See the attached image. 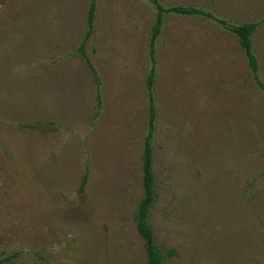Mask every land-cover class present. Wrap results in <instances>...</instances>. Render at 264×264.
Masks as SVG:
<instances>
[{
    "label": "rangeland",
    "instance_id": "obj_1",
    "mask_svg": "<svg viewBox=\"0 0 264 264\" xmlns=\"http://www.w3.org/2000/svg\"><path fill=\"white\" fill-rule=\"evenodd\" d=\"M156 1L0 0V264H146L149 91L165 264H264V0Z\"/></svg>",
    "mask_w": 264,
    "mask_h": 264
},
{
    "label": "trees",
    "instance_id": "obj_2",
    "mask_svg": "<svg viewBox=\"0 0 264 264\" xmlns=\"http://www.w3.org/2000/svg\"><path fill=\"white\" fill-rule=\"evenodd\" d=\"M155 4H157V7L159 9L157 14L156 23L152 30V37H151V44H150V51L152 57L154 56L155 52V42L159 35L161 26L163 24V16L165 13L169 12H175L178 14H185V15H203L211 19H215V16L211 12H205L201 11L200 9L196 8H190V7H181L176 6L172 7L170 9H163L156 0H152ZM97 5V0H91V5L89 9V16H88V26H89V33L92 32L93 26H94V13ZM225 26H227L225 24ZM227 28L236 34L240 40L242 48L245 50V54L249 63V66L255 74L258 70L257 65V58L253 51L252 47V40L251 36L254 33L255 30V24H244L241 26H227ZM80 53L82 57L85 59L87 65L92 70L93 74L95 75L96 83L98 85L97 87V97L100 102V81L97 77L96 69L92 65V62L87 55L84 44L80 47ZM154 83L153 77L150 76L148 79L149 87H152ZM149 134L145 140V146H144V154H143V188H144V195L139 203L138 210L135 216L136 221V227L137 231L140 234V236L145 240L146 243V253H147V261L146 264H165L164 255L162 253L161 248L157 245L155 238H154V232L153 227L150 224V210L154 206L155 199H156V191H155V174L152 168L153 163V156H152V147H151V137H152V131L154 127V121L156 119L157 113H156V106H155V99L154 95L151 91H149ZM86 184V178L83 179L81 190H83L84 186ZM170 254H173V251L170 252Z\"/></svg>",
    "mask_w": 264,
    "mask_h": 264
}]
</instances>
